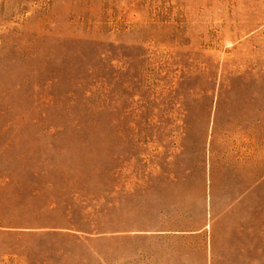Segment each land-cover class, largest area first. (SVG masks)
<instances>
[{"label":"rangeland","instance_id":"rangeland-1","mask_svg":"<svg viewBox=\"0 0 264 264\" xmlns=\"http://www.w3.org/2000/svg\"><path fill=\"white\" fill-rule=\"evenodd\" d=\"M0 264H264V0H0Z\"/></svg>","mask_w":264,"mask_h":264}]
</instances>
